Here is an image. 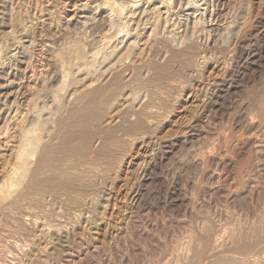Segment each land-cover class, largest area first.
Here are the masks:
<instances>
[{
	"label": "rangeland",
	"instance_id": "rangeland-1",
	"mask_svg": "<svg viewBox=\"0 0 264 264\" xmlns=\"http://www.w3.org/2000/svg\"><path fill=\"white\" fill-rule=\"evenodd\" d=\"M82 1L84 2L85 0H13L10 2L9 13L11 21L9 22V31H7L11 32L12 35H5L4 32H2V34L0 33V49L4 52H1L0 58L3 62H0V71L3 75L5 74V77L3 76L5 80L10 79L13 83L9 88V93H12L10 98H8L7 101L2 99L4 103L2 102V105H0V127H4L3 130H1L2 128L0 129L2 131V135L0 136V182L3 174H5V170L9 169V162L13 160L11 159L12 155H14L12 152L15 151L14 147L16 146V138L14 137H16L18 133L17 130L20 124L25 120L23 118L27 119L29 117L28 114L33 115L37 107L38 109L36 111H41L45 108H49L48 106L51 105L50 97L47 96L49 97L48 99L44 97V95L42 96L44 93L43 90L45 91V87L47 88L46 75L49 71V64L46 59L48 55V45L50 43L47 44L49 40L44 31L45 27L43 19L41 18V12L45 7L53 6L57 13L59 15L61 14L62 18L70 19L75 12V3L78 4ZM125 1L127 2H125L126 7H128V3L132 4L133 1H135V4L139 5L137 6L138 8H134L135 11L134 9L132 10L134 17L133 14L130 13L131 11L126 12L127 29L129 28L128 30L133 34L130 33V37L128 38L119 36L120 38L117 40H115L116 38L113 39L115 41L112 42V47L116 45V50H119V53H124L125 49H127L126 47L132 43L131 41H136L139 49L133 54L134 58L130 56L128 59L129 56L124 54V59L128 61L127 63L126 61L123 62V65L131 63L136 64L137 62L136 65H138L141 61L144 62L148 55L150 56V54L153 53L152 51L155 43H153L154 38H152V32H162L163 29L168 31L170 29H175L178 36L179 34L184 35L187 31H192L194 23H196L193 21L200 20V23L197 22L200 24L198 26L201 27V29L203 28L205 33H211L213 35V31H215L220 35L225 26L237 20L243 23L242 32L240 33L241 36L239 35V37H237L238 39L233 38L234 40L232 39L233 41L229 45L230 47L225 49L226 51H223L222 48L221 50L218 48V50H214L212 51L213 53H210L211 55H215L214 52H216L218 55L224 54V56L226 55V57H228L226 63H224L225 65L223 64L224 66L222 65V67L229 69V78H226V84L217 91L216 97L209 103V107H207L206 111L207 116L205 115L202 118L203 120L198 123L195 136H192V138L188 137V139L181 141V143H178V145L172 148L173 150L158 148V151L156 147L155 149L153 148V152L151 149L154 155L152 153H148V155L150 157H155L156 154L157 158L159 156L161 159L158 158V160L155 158L156 160H153L154 164L152 162V165H149V163H146L148 165L145 164V162L148 161L142 158L141 154H143V152H139V150H137L135 155L140 159L137 161H129L131 164L129 162L125 163L123 172L118 177V180L115 181L116 183L114 182L115 188L113 187L110 192V204L107 202L110 212L105 216L106 220L104 216H102L100 221L101 226L96 231L94 240L85 241L86 239L84 240L83 238L86 228L85 225H81L80 227L76 217H74L71 212L65 211V208L60 206L55 199H52L54 197H49L48 195L47 198L45 197V200H43L44 205H40V207L42 206L41 209H38L40 208L39 206H28L26 207L28 208V214H26L27 212L23 214L25 216L20 215L22 213L21 210L18 211L19 214L17 211L16 213L14 212L15 215L18 214L17 218L19 216H21L19 218H26L28 216V218H24L25 221L23 218H18L19 222L17 218H14L16 219V222L14 220L15 223L12 218H8L9 220L3 218L6 222L3 219L1 220L4 225L0 224V264H233L228 262L231 255L232 258L235 255L236 257L234 258L238 260L241 258L240 261L246 259V257H251V255L246 256L244 252L248 243H252L250 244L251 248L256 244L254 243L253 237H255L256 234L258 235L259 231H257L258 233L253 232L252 227L253 224H256V212L258 215V212L262 210L264 205V133H262L264 132V0H234L235 3L232 2L226 5L228 8H226V6L222 8L224 12L221 17L217 16L220 6H216L218 4L215 0H196V2L192 0H174L173 4L170 6L172 8L170 9L171 12L167 14L168 22L165 21L162 24L157 22L158 15L154 12V8L150 5H146L144 0ZM241 1L244 2L242 3ZM245 1L250 2V10L245 7ZM195 7H198L199 10ZM130 20H132V22ZM244 22L246 24H244ZM168 23L170 25H168ZM77 26L71 28L72 33H70V31L68 32V36L65 38V40L68 39L67 41L64 39L59 41V47H57L56 44L53 45L55 51H58V54L62 55L61 52H64V49L72 43H80L83 38H87L90 35L93 36L91 30L86 29L88 31L85 30L83 32L81 25ZM155 29H157V31ZM76 32H78V34ZM205 38V36L201 38L202 43L206 41ZM81 44H83L82 41ZM117 47H120L121 51L117 49ZM22 50H25L28 55L25 64H19L18 61H15L16 59L12 60V56L17 55V53ZM143 54L146 55L144 56ZM121 56L120 54V57ZM136 56L138 57L136 58ZM131 57L133 60H131ZM143 57L145 59H143ZM121 63L119 65L122 67L123 65ZM129 72L126 73L127 78L131 75V71ZM68 84H70V82ZM68 84L67 89L65 87V90H62L63 93L61 92L63 96L60 95L61 98L67 96L64 98V101L62 99L64 107L67 105V100L71 98L68 96ZM58 86H60V83L59 85L58 83L55 84L52 89H57L59 88ZM64 91L66 93H64ZM128 94L129 92L126 93L127 96L125 95L126 97L124 96L121 100L120 104H122H119V107L115 110L120 112L121 109H125V107L128 106V103H132L133 98L131 95L128 96ZM39 95L42 97L38 102L36 100L40 97ZM201 97L207 99L208 96L203 94ZM43 98L44 100H42ZM48 100L49 102H47ZM33 102L37 105L35 109L31 108L34 106ZM183 106L184 104L181 102L180 105L174 107V112L176 114L174 113L173 115L168 113L169 116H165L167 120L159 130L160 132H158L159 137L172 135L176 130H179V124L177 123L179 120H177L178 118L176 115L182 112L184 110L183 108H186ZM30 108L33 110L30 111ZM39 108H41V110ZM258 118L262 119L259 120ZM177 124L178 126H176ZM256 126H259L261 129L259 130ZM5 127L7 130H5ZM176 127L177 129H175ZM173 129L175 130L174 133L172 132L174 131ZM250 139L253 140L248 142ZM232 141L234 142L232 143ZM95 142L99 145L98 141ZM209 145L210 147L208 148ZM93 146H96V144ZM160 150L164 151L162 152ZM135 155L134 158L136 157ZM196 156L203 161L201 165L198 163L196 164ZM155 164L157 165L155 166ZM225 164H228V166L225 167ZM142 165L143 168L141 167ZM104 167L107 168L106 166ZM133 170L135 172L133 173L132 183H130L131 186L129 185L128 188L130 190L133 188L131 192L138 193L139 199L134 201L129 198L128 200H124L125 203H123L119 201L118 197L121 192L123 193L126 190V184H124L126 183L125 179L127 180V177L129 178V173H131L129 171ZM100 181L99 183H104ZM123 204H127L128 209H122L123 211L120 213L121 216L118 215L121 218H119L117 214L113 216V213L117 212L118 208L123 206ZM53 207L56 208L53 209ZM253 208H255V210ZM35 209L38 212H36ZM124 212H126V214ZM116 219L121 221L118 222ZM113 220L116 222H113ZM109 223L111 226L108 225ZM240 223H242V225ZM21 224L23 227L25 226V228H23ZM114 225H116V227L118 226L117 228H120L122 231L120 229L118 230ZM233 225L234 227H232ZM58 228L59 230L69 229L68 231L72 229L70 232L74 233L78 239L74 240L73 243L71 242V246L69 244L67 246L68 248H57L58 251L54 254H44L45 248L53 245L50 238L52 229L58 230ZM105 228L112 229V236L115 235L114 239L107 238L106 234L108 229L106 230ZM250 228H252L251 231L253 233L250 230L248 231ZM20 229L24 230L20 231ZM47 231L50 232L47 233ZM223 231L225 233H223ZM212 232H214V234ZM242 234L244 237H242ZM34 235L35 237L33 238ZM234 235L238 237L235 238L236 240L234 239ZM249 240L254 242H250ZM227 241H229L228 244ZM216 242L218 243V248L216 247ZM241 243H244L242 247L244 250L239 247V245L242 246ZM33 245H35L39 251L34 252L35 250L32 249L34 247ZM36 245L39 246L37 247ZM2 248L5 249V252ZM31 252L34 255L43 254L41 255L42 260H37V256L35 255V257ZM248 261L252 264L250 258ZM248 261L246 262L247 264Z\"/></svg>",
	"mask_w": 264,
	"mask_h": 264
},
{
	"label": "bare ground",
	"instance_id": "bare-ground-1",
	"mask_svg": "<svg viewBox=\"0 0 264 264\" xmlns=\"http://www.w3.org/2000/svg\"><path fill=\"white\" fill-rule=\"evenodd\" d=\"M12 1L13 0H0V33L2 34V32H4L5 35H9V36L12 35L11 32H8L9 31L8 29L10 27L9 22L11 21V16L9 13L10 12L9 5L10 2ZM192 1L196 2V0H192ZM215 1L218 4L215 5L220 6V8L218 7L219 10L217 9L218 13L216 12L217 16L219 17L223 16L222 14L224 11H222L223 10L222 8L223 7L225 8V6L228 3L234 2V0H215ZM125 2H126L125 0H85L84 2L82 1L78 4L75 3V7H74L75 12L73 17L70 19L62 18L61 14L59 15L55 10V7L53 6H48L47 8L45 7V9L41 12V18L43 19V23L45 27L44 31L46 32V37L49 40L47 44L50 43L48 45V55L46 59L49 64L48 65L49 71L47 72L46 75L47 88L49 90L45 87L46 90L45 91L43 90V92L46 94V96L44 93L42 94V96L44 95V97L48 99L50 97L51 105L48 106L47 104L50 103H47L46 105L49 108L46 109L45 106L44 107L45 109L41 110V108H39L41 111H36L38 107L36 108L35 106L37 105L34 104L35 102H33L34 106L31 108L34 109L36 108L35 111L33 112V115L28 114L29 117L27 119L23 118L25 120L22 121L20 127L17 130L18 133L16 137H14L16 138L15 139L16 146L14 147L15 151L13 150L14 152L12 153H14V155H12L11 157V159L13 160L12 162H9L10 163V166L8 165L9 169L5 170V174H3L2 180L0 182V221L3 218H5V220L6 218L7 219L12 218L13 222L14 220L16 222V219L14 218H17L19 214L18 211L21 210L22 213L20 215H23L24 213L27 212L28 208L26 207L28 206L40 207V205H44L43 200H45V197L47 198V196L49 195V197L50 196L54 197L52 199H55V201L60 206L65 208V211L67 210L71 212V214L74 217H76V220L78 221L80 227L81 225L82 226L85 225L86 228L83 234L84 240L85 239H86L85 241L94 240V238L96 237L95 236L96 231L101 226L100 221L102 219V216H104L105 219V216H107V214H109L110 212L109 207L107 205V202L109 203L111 197L110 192L115 185L114 182L118 180V177L123 172L125 163L129 161L130 162L137 161L138 159H140L138 158L137 155H135L137 150H139V152L140 151L143 152V154L139 153L142 155V158L148 161L145 162V164L149 163V165L150 164L152 165L153 160L157 158V156L155 154V157L153 156L150 157L148 153L149 154L152 153L154 155L153 148L155 149L157 147V150L158 148L172 149L173 147L178 145V143H181V141L188 139V137L192 138V136H195L198 123H200L203 120L202 118L205 115L207 116L206 111H207V107H209V103L211 102L212 99L216 97L217 91L226 84V78L230 75V71L228 68L222 67V65L226 63L228 57H226V55L224 56V54L218 55L216 52H214L215 55L213 54L211 55L210 53L214 50H218V48H220V50L222 48L223 51H226L225 49L230 47L229 45L231 44V42L237 37H239V35L241 36L240 33L242 32L243 23L237 20L234 22L232 21L231 24H228L222 29V33L220 34L221 36L215 31H213L214 33L213 35L211 33L209 34L205 33L203 28L201 29V27L198 26L200 25L199 24L200 20L193 21L196 23H194V27L192 31H187L186 34L184 35L182 34L183 36L181 34H179L178 36V34L176 33L177 31H175V29L174 30L170 29L169 31L163 29L162 32L159 31L155 33L152 32L153 34L152 38H154L153 43H155L154 49L152 51L153 53L151 52L152 54H150V56L149 55L148 57L146 56L147 57L146 59L143 57L145 61L144 62L141 61V63L138 65H136L138 62L136 64L131 63L128 65L126 64L123 65V62L126 61V59H124L125 55L129 56L128 57L129 59L130 56L133 57L135 51L139 49L137 47L138 45L136 41H131L132 43H130L129 46L126 45L127 49H125L124 53H119V50H116L115 48L116 45L112 47L113 45L112 42L120 38L119 36L128 38L130 37V33H132L128 30L129 28L127 29L128 25L126 22L127 19L126 12L131 11L130 13H132V10L139 5L135 4V1H133L132 4L128 3L129 5H127L128 7H126L127 2L126 3ZM144 2H146V5H150L151 7L154 8L153 9L154 12H156L158 15V16L156 15L158 19L157 22L159 24H162L163 22L167 21V14L171 12L170 9L172 8L170 6L173 4L174 0H144ZM189 3L191 4L190 1ZM249 4L250 2L245 1V7L250 10L251 7L249 8ZM226 8L228 7L226 6ZM128 15L131 16L130 14ZM130 21L132 22V20ZM169 23L168 25H170ZM244 24L246 23L244 22ZM77 25H81L83 32L86 29L91 30L93 36L90 35L87 38H83V40H81L83 44H81V41L80 43H76V44L72 43L73 45L71 44L67 46L64 49V52L60 51L62 55L58 54L57 53L58 51L57 52L55 51L53 45L56 44L57 47H59L58 42L63 39L65 40V38L68 36V32L70 31V33H72L71 28L73 27L75 28V26ZM126 29L129 31V33ZM155 30L157 31V29ZM76 33L78 34V32ZM204 36L206 37L205 38L206 41L202 43L201 38H203ZM117 49H120V47H117ZM25 50L19 51L15 56H12L13 55L12 54L11 55L12 60L16 59L15 61L16 62L18 61L19 64H25L28 59V55ZM1 52H3V50L0 49V57H1ZM120 54L122 55L121 57ZM137 57L138 56H136V58ZM120 58L124 60H121ZM133 58L131 60H133ZM1 61L2 60L0 58V62ZM120 63L123 65L122 67L121 65H119ZM129 71H131V75L128 76L127 78L126 73ZM4 75L0 71V105H2V102L4 100L7 101V99L10 98V95L12 94L9 93V88L10 85H12L13 83L12 81H10V79L5 80ZM69 82L70 84H68ZM57 83L58 85L60 83V86H58L59 88L53 90L52 89L53 86ZM67 84L69 85L68 96L71 98L67 100L68 101L66 102L67 105L65 104L66 106L64 107L62 103V99L64 101V98H66L67 96L61 98L60 95H62L63 93L62 90H65L64 89L65 87L67 89ZM128 92H129L128 96L131 95L133 98V100L131 99L132 103H128L127 104L128 106H126L125 109L123 108L124 110L121 109L122 111L120 110V112L115 110L117 109V107H119L121 100ZM64 93L66 92L64 91ZM203 94H206L208 96L207 99L204 98L206 100H204L203 97H201ZM42 96H40L36 101L39 102ZM2 99L4 100L2 101ZM42 100H44V98ZM47 102H49V100ZM181 102H183L186 108H183L184 107L183 106L182 108L184 110L180 112L178 115H176L178 118L177 120H179V122L177 121V123L179 124V130L178 131L176 130L175 132V130L173 129L174 131L172 130L171 131L173 133L175 132L174 134L171 133L172 135L159 137L158 132H160L159 130L161 129V127H163V125L167 120L165 119L167 118L165 116L168 115V113L174 115L175 113L174 107H176V105H180ZM32 110L33 109H31L30 111ZM178 124L176 126H178ZM260 127H261V123H260ZM260 127L258 126L257 128L260 130L261 129ZM0 129L3 130L4 127H0ZM175 129H177V127ZM5 130H7V128ZM1 135H2V131L0 132V136ZM251 140L253 139H250V141L248 142H251ZM95 141H98L99 145H97L98 143H96ZM233 142L234 141H232V143ZM94 144H96L97 147L93 146ZM209 147L210 145L208 146V148ZM151 149L153 152L151 151ZM134 155L136 156L135 158ZM197 163L201 165L203 161L197 158L196 164ZM102 165L106 166L107 168H105ZM156 165L157 164H155V166ZM227 166L228 164H225V167ZM141 167L143 168V165ZM129 172L128 173L130 174V176L129 178L127 177V180L125 179L126 183H124L126 184V190L123 193L121 192V194H119L118 197L119 201L123 203H125L124 200H128L129 198L133 199L134 201H137L139 199V194L132 193L131 190L133 188L131 190L128 188L130 183H132L133 173L135 171L133 170ZM100 180H102L104 183L102 184L99 183ZM41 208L42 206L38 209ZM55 208L56 207H53V209ZM122 209L124 210L128 209L127 204H123V206L118 208L117 212L115 213L111 212V213H113V216L116 214L117 216L118 215L121 216L120 213L123 211ZM253 209L255 210V208ZM16 211L18 212V214L15 215ZM124 213L126 214V212ZM258 213H259L258 215L257 212L255 214L257 216L256 224H253V227L252 226L251 227L253 228V232L258 233L257 231H259V233L258 235L254 234L255 237H253V239L255 242L249 240L250 242H254L256 244L253 243L254 246H252L251 248L250 244L252 243L250 244L248 243L249 245L247 244V246L250 247L246 246L245 252L243 251L246 254V256L251 255V257L249 258L251 259L250 262L252 264H264V205L262 210H260V212ZM26 214H28V212ZM22 218L24 219L25 217ZM26 218H28V216ZM20 221L22 222V220ZM113 222L116 221L113 220ZM0 224L1 225L3 224L2 221ZM240 224L242 225V223ZM108 225H110V223ZM114 227H116V225H114ZM232 227H234V225ZM23 228H25V226ZM252 228L248 229V231L249 230L251 231ZM117 229L119 230L120 228ZM23 230L20 229V231ZM68 230H59V228L58 230L52 229L50 233L51 236L50 238L52 240L53 245L49 247L45 246L46 248L44 250V254L45 253L54 254L56 251H58L57 248L59 249L65 248L71 242L73 243L74 240L78 239L74 233L70 232L72 229L70 231ZM111 230L112 229H108L106 236L107 238L114 239L115 235L112 236L113 232H111ZM48 232L50 231H47V233ZM212 233L214 234V232ZM223 233L225 232L223 231ZM34 237L35 235L33 236V238ZM242 237H244L243 234ZM235 238L238 237H235L234 235V239ZM79 240H83V239H79ZM228 242L229 241H227V244ZM241 245L242 246L239 245V247L242 250H244L242 248L244 243L243 244L241 243ZM33 246L34 247L32 249L35 250L34 252L39 251L37 250L35 245ZM216 247L217 248L219 247L217 242H216ZM4 250L5 249H3V251ZM35 255L34 256L37 258V260L39 261L42 260L41 255L43 254L40 255L35 254ZM234 257L236 256L234 255ZM233 258L231 255L228 262L233 264H244V263L247 264L246 262L249 259L246 257L247 261L246 259L244 260L242 259V261H240L241 258H239L240 260H238L237 258H236L237 260ZM248 264H250L249 261Z\"/></svg>",
	"mask_w": 264,
	"mask_h": 264
}]
</instances>
